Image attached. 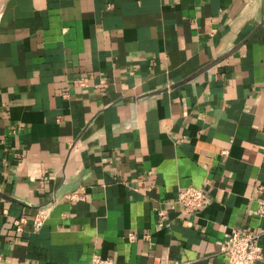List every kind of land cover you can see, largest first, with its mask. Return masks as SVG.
Returning a JSON list of instances; mask_svg holds the SVG:
<instances>
[{
	"label": "crops",
	"instance_id": "1",
	"mask_svg": "<svg viewBox=\"0 0 264 264\" xmlns=\"http://www.w3.org/2000/svg\"><path fill=\"white\" fill-rule=\"evenodd\" d=\"M263 204L264 0H0V264H228Z\"/></svg>",
	"mask_w": 264,
	"mask_h": 264
},
{
	"label": "built area",
	"instance_id": "2",
	"mask_svg": "<svg viewBox=\"0 0 264 264\" xmlns=\"http://www.w3.org/2000/svg\"><path fill=\"white\" fill-rule=\"evenodd\" d=\"M77 81L86 85V81L82 78ZM68 197L72 200H80L85 198V194L81 189H74L68 193ZM179 202L183 207V212L188 215L198 214L207 203V194L201 187L188 186L180 190ZM264 213V204L259 208ZM160 223L166 224L167 212L160 210ZM49 217L48 209H40L33 216H20L14 221V225L18 232H22L25 226L31 224L33 231H38L46 223ZM133 238L134 235L131 234ZM221 252L224 254L228 264H264V247L261 241V233L256 231H243L240 228H234L232 233L227 236L221 245ZM91 264H114V260L110 256L95 254ZM154 264H185L181 261H170L168 256H158Z\"/></svg>",
	"mask_w": 264,
	"mask_h": 264
}]
</instances>
